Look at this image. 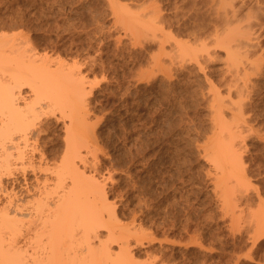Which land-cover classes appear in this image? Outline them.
Here are the masks:
<instances>
[{
	"label": "rangeland",
	"instance_id": "1",
	"mask_svg": "<svg viewBox=\"0 0 264 264\" xmlns=\"http://www.w3.org/2000/svg\"><path fill=\"white\" fill-rule=\"evenodd\" d=\"M0 45L84 78L79 171L104 185L127 264H264V0H0ZM57 108L35 122L42 170L0 168V214L13 182L55 176Z\"/></svg>",
	"mask_w": 264,
	"mask_h": 264
},
{
	"label": "bare ground",
	"instance_id": "2",
	"mask_svg": "<svg viewBox=\"0 0 264 264\" xmlns=\"http://www.w3.org/2000/svg\"><path fill=\"white\" fill-rule=\"evenodd\" d=\"M251 17L254 16L251 14ZM250 43L252 44L251 41ZM250 43H246V48H250ZM1 46L0 70L3 72L4 62L8 63L7 76L10 77L8 80L11 81L8 82L11 84L1 82L0 79V168L9 169L11 173L27 174V171L38 173L36 171L42 170L46 156L38 144L39 135L43 132L39 128L36 129L35 122L44 114L48 112L51 114L55 107L63 108L61 115L64 110H68L64 114L67 118L71 116V121L68 118V122L63 125L65 155L62 160L60 159L57 169L54 168L57 170L54 172L55 176L43 180L34 177L33 184L24 182L19 190L15 189L14 182L10 187L8 199L6 198L7 208L5 207L0 214V264H125L128 259V251L125 250L127 230H123L124 233L118 230L114 210L105 213L104 185L102 186L93 176L87 178L86 174H83L84 171H79L83 162H87V155L91 151L87 147L88 144L86 146L88 140H85L88 139L86 137L89 133L86 136L80 128L87 129L88 124L84 127L86 121H76L79 109L76 106L80 107L83 104L81 94L85 90L84 78L76 80L73 79V75L66 76L67 74L61 71L53 73L47 71L48 74L41 58L39 61L34 57L35 62L31 60L32 56L28 57L30 60L27 59V62L25 58H20L21 55L17 58H4ZM13 49L10 50L13 52ZM36 61L41 65L34 64ZM15 89L17 93L14 92ZM22 89L29 90L36 100L42 97L44 102L34 101L31 95L32 101L35 102L32 104L31 99L29 98V102L26 98L30 97L29 92L23 96ZM49 104L54 108L50 107L52 111L47 112L45 108L48 110ZM82 148L85 149L84 154L81 153ZM220 168L222 169L218 167ZM226 181L229 182L228 179ZM50 185H53V188ZM31 194H37V200L29 205L24 200ZM102 232L107 234L106 241L110 242H102L100 239ZM114 240L119 245L120 254L111 251L110 245Z\"/></svg>",
	"mask_w": 264,
	"mask_h": 264
}]
</instances>
